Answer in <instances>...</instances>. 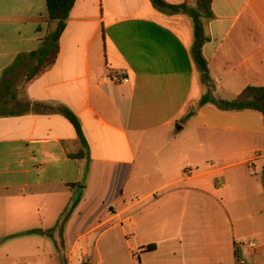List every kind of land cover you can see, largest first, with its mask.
<instances>
[{"label":"crops","instance_id":"0c3cea01","mask_svg":"<svg viewBox=\"0 0 264 264\" xmlns=\"http://www.w3.org/2000/svg\"><path fill=\"white\" fill-rule=\"evenodd\" d=\"M212 11L213 98L264 87V0ZM53 28L46 0H0V264H264L263 117L212 104L196 114L227 121L190 117L210 93L192 20L151 0H77L55 63L15 84ZM60 108L82 125V159Z\"/></svg>","mask_w":264,"mask_h":264},{"label":"trees","instance_id":"16d2710c","mask_svg":"<svg viewBox=\"0 0 264 264\" xmlns=\"http://www.w3.org/2000/svg\"><path fill=\"white\" fill-rule=\"evenodd\" d=\"M77 0H46L47 12L49 22L53 25V30L50 31L46 38L44 46L26 54L25 57L31 58L36 62V66L31 71L28 80L45 72L51 65H53L58 57L60 50V39L64 33L70 13L74 8ZM153 6L162 11H169L176 14L187 15L193 23L194 29V44L192 48V57L196 64L201 79L210 90V93L204 96L200 105L212 104L222 111L244 112L252 111L260 114L264 122V87H247L239 96L230 101H220L213 98L211 91L214 88L213 81L209 75L208 62L203 55L204 45L209 41V37L205 32V21L213 19L212 2L213 0H186L185 3L174 6L170 5L164 0H151ZM19 56L16 63L21 59ZM11 72V68L4 72L2 79L5 75ZM59 111L72 123L78 135L79 152L77 158L82 159L87 149V141L84 136L82 125L79 119L69 110L60 108ZM84 188V186H81ZM76 200L73 205L68 209L62 219L67 221L73 211L78 206L80 200ZM44 234L41 231H31L26 234ZM48 233V232H46Z\"/></svg>","mask_w":264,"mask_h":264},{"label":"rangeland","instance_id":"374dc122","mask_svg":"<svg viewBox=\"0 0 264 264\" xmlns=\"http://www.w3.org/2000/svg\"><path fill=\"white\" fill-rule=\"evenodd\" d=\"M25 72H20L19 74L13 76L12 80L13 82H15V84L17 83L19 86H21L22 82H24V80L29 78L30 74L28 76H24ZM25 78V79H24ZM11 83V82H10ZM204 106V105H203ZM202 105L201 106H197V107H192L191 109V114H190V117H192V119L195 121V122H204V123H209V124H216V123H223L227 120H221V119H218L214 114H205V115H202V114H196L197 110L200 109L201 107H203ZM216 107V106H215ZM217 108V107H216ZM140 159L138 158V161L135 165V172H139V169H140ZM135 175H137L135 173ZM51 234H58L59 235V231H55L53 230L52 232L50 231ZM55 249V247H53ZM16 264H19V259H18V262Z\"/></svg>","mask_w":264,"mask_h":264},{"label":"built area","instance_id":"2783aa9c","mask_svg":"<svg viewBox=\"0 0 264 264\" xmlns=\"http://www.w3.org/2000/svg\"><path fill=\"white\" fill-rule=\"evenodd\" d=\"M128 81H129L128 78H123L122 79L123 83H128ZM240 247L242 249H249L251 251H256V249H257L256 243L254 241H252V240H247V241L241 243ZM241 264H243V262H241Z\"/></svg>","mask_w":264,"mask_h":264}]
</instances>
